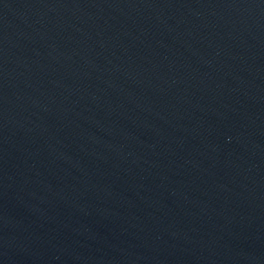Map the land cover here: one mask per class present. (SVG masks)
<instances>
[{
    "label": "water",
    "instance_id": "1",
    "mask_svg": "<svg viewBox=\"0 0 264 264\" xmlns=\"http://www.w3.org/2000/svg\"><path fill=\"white\" fill-rule=\"evenodd\" d=\"M0 264H264V0H0Z\"/></svg>",
    "mask_w": 264,
    "mask_h": 264
}]
</instances>
